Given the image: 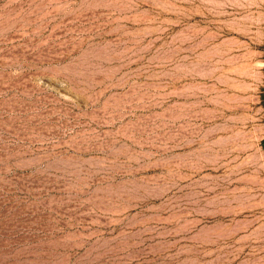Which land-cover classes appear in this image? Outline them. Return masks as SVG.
Returning <instances> with one entry per match:
<instances>
[{
  "label": "rangeland",
  "instance_id": "rangeland-1",
  "mask_svg": "<svg viewBox=\"0 0 264 264\" xmlns=\"http://www.w3.org/2000/svg\"><path fill=\"white\" fill-rule=\"evenodd\" d=\"M263 140L264 0H0V264H264Z\"/></svg>",
  "mask_w": 264,
  "mask_h": 264
},
{
  "label": "bare ground",
  "instance_id": "bare-ground-1",
  "mask_svg": "<svg viewBox=\"0 0 264 264\" xmlns=\"http://www.w3.org/2000/svg\"><path fill=\"white\" fill-rule=\"evenodd\" d=\"M179 213H180V212H179ZM188 218H189V217H188ZM214 218H215V217H214ZM219 218H220V216H219ZM176 219H177V218H176ZM200 219H201V218H200ZM210 219H211V218H210ZM181 222H182V221H181ZM181 222H180V223H181ZM177 225H178V224H177ZM196 226H197V225H196ZM197 227H198V226H197ZM187 228H188V227H187Z\"/></svg>",
  "mask_w": 264,
  "mask_h": 264
},
{
  "label": "trees",
  "instance_id": "trees-1",
  "mask_svg": "<svg viewBox=\"0 0 264 264\" xmlns=\"http://www.w3.org/2000/svg\"><path fill=\"white\" fill-rule=\"evenodd\" d=\"M262 146H263V148H264V140L262 141Z\"/></svg>",
  "mask_w": 264,
  "mask_h": 264
}]
</instances>
